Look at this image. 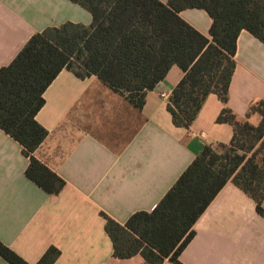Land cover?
<instances>
[{
    "label": "crops",
    "instance_id": "0c3cea01",
    "mask_svg": "<svg viewBox=\"0 0 264 264\" xmlns=\"http://www.w3.org/2000/svg\"><path fill=\"white\" fill-rule=\"evenodd\" d=\"M180 15L211 38L208 12L188 8ZM67 21L89 25L92 14L71 0H0V68L33 34ZM235 60L228 106L244 119L251 103L264 99V43L242 30ZM184 74L172 65L137 108L96 75L61 70L36 115L48 136L34 155L66 183L52 195L28 178L22 145L0 128V240L31 264L51 245L61 251L54 264H141L140 254L113 256L101 212L124 224L137 211L153 210L204 146L233 136L232 125L216 121L222 103L215 93L189 129L173 124L167 104ZM194 230L179 255L184 264H264V216L231 181ZM0 264L10 263L0 256Z\"/></svg>",
    "mask_w": 264,
    "mask_h": 264
},
{
    "label": "trees",
    "instance_id": "16d2710c",
    "mask_svg": "<svg viewBox=\"0 0 264 264\" xmlns=\"http://www.w3.org/2000/svg\"><path fill=\"white\" fill-rule=\"evenodd\" d=\"M92 14L89 25L72 21L33 34L14 59L0 68V128L18 141L29 158L26 175L48 194L65 180L34 153L48 136L36 115L44 92L63 69L79 78L96 75L137 108L170 67L185 72L167 104L172 122L189 129L207 96L218 95V123H229V143L204 146L151 211H137L124 224L101 212L113 256L140 254L141 264H184L179 255L195 235L194 224L231 181L264 216V99L240 119L228 106L236 67L237 40L244 29L264 43V0H71ZM203 9L212 18L211 38L180 12ZM259 114L258 123L249 118ZM51 245L34 264H54ZM0 256L10 264H31L0 240Z\"/></svg>",
    "mask_w": 264,
    "mask_h": 264
}]
</instances>
